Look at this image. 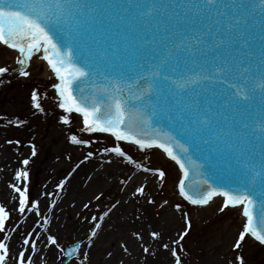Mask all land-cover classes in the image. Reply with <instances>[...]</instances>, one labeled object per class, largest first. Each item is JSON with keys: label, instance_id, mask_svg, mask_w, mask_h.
Returning <instances> with one entry per match:
<instances>
[{"label": "water", "instance_id": "obj_1", "mask_svg": "<svg viewBox=\"0 0 264 264\" xmlns=\"http://www.w3.org/2000/svg\"><path fill=\"white\" fill-rule=\"evenodd\" d=\"M85 2L89 7L81 17L82 28L76 33L75 45L93 65V74L90 80L83 83L77 81L84 89L83 93L103 96L104 93H97V89L108 86L106 73H111L116 79H119L121 70L133 75L147 74L153 63L159 64L162 59L167 58L162 75L168 79L157 78L159 91L151 99L149 114L153 115V133H163V137L160 136L162 140L164 134L175 137V140H170L169 143L179 150L176 144V141H179L188 147L189 154L196 159L197 156L206 155L205 159L201 157L195 161L200 170L195 171L190 167L191 173L195 172L193 178L200 174L203 178L204 174V181L214 186L251 188L255 183L259 189L261 179L254 178V170L246 164L234 162L227 149L225 153H218L216 149L214 154L209 153L214 150L208 149L206 154L200 151L196 155L192 147H195L201 130V136L205 138L203 129H200V119L206 115L208 124L212 123L213 117H210V114L217 106L222 110L225 106L230 107L229 114L236 109L249 108L250 104H253L252 111L256 107H264V91L259 87L261 74H264V6L261 0H216L215 5L209 4L207 0ZM251 7H254V10L251 15H247V8L250 10ZM153 8L155 11L151 15L146 14ZM239 21L243 23H238ZM185 36H200L204 42L189 47L188 50H181L179 45ZM237 36H247L250 44H237ZM90 38L96 43L92 48L87 46ZM118 48L125 51L119 52ZM104 50H107V58L103 57ZM170 50L172 54L169 56ZM76 54L79 56L80 52ZM108 59H119L123 68H120L119 72L116 71L113 66L108 65ZM138 65L140 70L132 68ZM220 66L230 71H225L223 75L216 73L215 69ZM244 68L248 69L246 73L242 71ZM171 73L176 79L170 77ZM181 79L193 82L183 89H178L173 81ZM232 84L255 90L250 91L249 99L244 101L233 95L235 89ZM197 108L199 111H196ZM261 117L264 118V111ZM147 132L150 134V131ZM189 135L193 136L188 138ZM229 136L235 139V142L244 143L240 136L230 135L225 130L218 132L212 141L222 142L221 145H224L230 139ZM204 141L211 143V139ZM260 148L263 149L264 146L260 144ZM179 152L186 159L185 154L180 150ZM251 163L253 165L254 162L251 160ZM194 180H187L189 188L195 187V190L204 191L206 185L201 183V186L196 182L193 184Z\"/></svg>", "mask_w": 264, "mask_h": 264}, {"label": "snow or ice", "instance_id": "obj_2", "mask_svg": "<svg viewBox=\"0 0 264 264\" xmlns=\"http://www.w3.org/2000/svg\"><path fill=\"white\" fill-rule=\"evenodd\" d=\"M207 2L215 5L216 0H207ZM261 2L264 6V0H261ZM88 7L89 5L85 0H0V43L19 53L17 59L19 74L23 77L30 76L31 73L28 71L30 62L35 54L42 52L43 59L47 61L60 80L55 88L59 95L58 106L68 114L62 117V122L65 125L71 124L70 115L75 112L82 117L83 129L88 133L109 134L116 141L132 142L141 149H151L153 147L164 149L183 169L184 179L179 183V192L193 205H207L214 197L222 196L225 198L223 208L243 206V215L247 218V222L243 231L239 233L234 248L240 249L246 236L264 244V161L261 162V171L256 173V175L261 176L259 189H257L255 183L251 188L245 186V188L233 189L225 186H214L207 181H203L202 183L206 185L204 191H189V186L184 181L189 178L190 166L198 167V165H195V161L191 159L188 147L176 141L180 151L185 154L186 159H183L174 151L173 147L169 146L168 141L175 140V137L164 134L162 140L159 135L149 136L143 130L144 125L151 124L149 110L151 109L153 95L158 94L159 91L157 78L168 79L167 76L162 75L167 58L162 59L159 64L153 63L147 74L136 73L133 75L121 70L119 79H116L111 73H106L105 80L108 82V86L97 89V93H104L103 97L83 94L84 89L79 86V83L90 80L93 74V65L88 62L84 53L76 47L75 36L82 28L81 17ZM240 7H243V5H240ZM153 11H155L154 8L146 14L151 15ZM238 23H243V21ZM203 42V38L200 36L191 38L185 36L179 47L181 50H188L189 47ZM236 42L237 44L241 42L245 45L250 44L247 36H237ZM77 52H80L79 56L76 54ZM171 54L172 50L168 52L169 56ZM107 55V50H104L103 57L107 58ZM225 71L230 70L225 69L223 66L215 69V72L221 75ZM242 71L246 73L248 69L244 68ZM9 72V67H0V79ZM129 81L132 82L129 83ZM191 82L193 81L181 79L173 81V84L176 88L183 89ZM231 86L235 89L233 95L244 101L249 99V92L255 90L249 89L247 86H237V84ZM259 87L264 91V74H261ZM76 92L80 94L77 95ZM31 99L33 107L37 111L45 112L39 93L33 91ZM196 111H199V109L197 108ZM19 123L22 124L23 121ZM199 123L207 125L209 123L207 116H203ZM260 128L264 132V121L261 122ZM189 131H191V127H189ZM70 140L77 145L89 143V141L81 139L77 135H71ZM9 143H12V141H9ZM16 143H19V141H16ZM105 151H110L119 157H126L130 163L136 164L132 156L127 155L123 148L119 146L105 149ZM32 155H36L35 146H33ZM88 155L91 156L92 153L89 152ZM29 163L28 159L22 161L25 169L15 173V180L18 183L12 184L14 191L19 194L18 211L21 214L25 213L26 210H30L33 206L37 211L40 207L38 200L33 205L29 192L30 172L26 170ZM136 166L142 168L145 172L153 171L143 165L136 164ZM155 171L160 179L165 177L164 171L158 169ZM59 187L62 188L63 185L61 184ZM136 191L143 195L145 188L139 187ZM177 208H179V205H177ZM223 208L221 211H223ZM104 215L107 216L108 212H105ZM8 219L9 212L3 205H0V232L5 231V224ZM99 219L102 220L103 217ZM92 220H97V217H92ZM93 227L99 229L101 225L96 223ZM190 227L189 222L187 228ZM187 235L188 231L186 229L178 234L179 240L182 241ZM91 236L95 238L97 231H92ZM150 237L157 240L163 239L158 231H152ZM47 239L51 241L52 245L57 248L60 247L56 236H48ZM23 246L28 247L18 253V264H32V260L26 257L25 251L31 255L36 251V244L30 238H25ZM162 247L168 249L174 256V264H182V258L175 249H170L167 243H163ZM125 250L127 249L125 248ZM61 251L64 250L61 249ZM79 251L80 248L77 246L67 255L71 256ZM143 252L148 253L149 248L144 247ZM81 256L87 258V253H81ZM8 257L9 245L0 241V264H5ZM238 260L239 264H245L242 256H239Z\"/></svg>", "mask_w": 264, "mask_h": 264}, {"label": "rangeland", "instance_id": "obj_3", "mask_svg": "<svg viewBox=\"0 0 264 264\" xmlns=\"http://www.w3.org/2000/svg\"><path fill=\"white\" fill-rule=\"evenodd\" d=\"M14 58L15 56L11 54L10 49L5 48L0 43V67H9L10 71L14 70ZM28 71L31 73L28 77L14 74L12 77L0 81V158L2 155L13 158L10 162L12 163L13 161L15 163L12 172V176H14L12 180L14 181L15 173L25 169L22 161L24 159L30 161L26 168L30 172L28 188L33 205L38 200L40 207L37 211L33 206L23 214L18 209L15 211V207L13 210L6 208L9 212V219L6 221L5 231L0 232V241L9 245V257L6 258L5 264H18L17 256L22 250L16 249V247L20 243L23 245L25 238H30L36 244V239L31 237L33 235L32 228L40 226L44 218L42 217L44 215L39 216L37 214L42 207L40 201L41 193L44 198L49 196L51 199L52 197L42 210H54V205L57 204V201H54L53 197L62 191L59 185L62 184L64 186L65 184V175L58 174L55 171L54 167L56 164L65 165L66 173L67 170L80 164L82 158H91L99 151H105V149H111L114 146L123 148L127 155L132 156L136 164L152 170L164 171L165 177L160 179L157 172H143L142 168L130 163L126 157H119L110 151H106L108 155L125 160L129 166L126 173L128 176L125 175L126 178L120 181V186L119 184L114 185L103 198H100L99 194L93 196L91 206L97 205L103 211L106 209L112 211L118 202L119 194L132 176V170L134 173L141 171L140 174H152L157 178H155L156 183L145 188V201L147 202V207L154 211L159 206L171 204L172 208L170 207V211L180 214L181 226L178 227L174 236L169 239L168 245L170 249H175L181 256L182 264H200L206 258L205 252H214V248H217L215 249L219 253L217 255L222 257L221 262L224 264L227 260H229V264H239V256L243 257L245 264H264V247L254 242L251 237L246 236L245 242L241 243L240 249L234 248V244L238 240V237L234 239V236L240 230L243 231L244 228L239 210L223 209L221 211V209H218V204L217 207L211 210L208 219L202 218L199 214V208L186 203L179 195L177 185L180 176L172 162L163 158L162 154L156 150L148 151L139 147L120 145L107 136L99 135L98 133H88L83 129L81 119L74 114L70 115L71 124L65 125L62 122V117L68 114L59 108V101L55 96L51 81L42 77L44 64L32 63ZM33 91L40 94L45 112L41 113L33 107L31 99ZM20 121H23V123H19ZM71 135H77L79 138L89 141V143L74 145L70 140ZM9 141H12V143H9ZM16 141H19V143H16ZM71 144L77 149L75 154L69 157L65 154V148L70 147ZM33 146H35L36 150L35 156L32 155ZM89 152L92 153L91 156L88 155ZM54 162L55 164L53 165ZM48 167H50V171L46 175ZM16 195L19 200V194L16 193ZM177 205H179V208H177ZM89 208L83 215L88 213ZM29 216H32L31 222H28ZM75 218L78 219L79 216L75 215ZM189 222L191 227L187 228ZM186 229L188 235L182 241L179 240L178 234ZM60 236L61 241L58 239L60 245L58 256L53 264H62L65 261L61 249L64 250L65 247L79 242L82 243L81 250L85 246L83 239H75V236L64 234V231H61ZM223 244L227 246L226 251L228 253L223 251ZM80 252L75 259L79 257ZM166 252L169 254V259L174 262L175 258L171 252L168 249H166ZM25 255L28 257L29 253L27 254L25 251Z\"/></svg>", "mask_w": 264, "mask_h": 264}, {"label": "bare ground", "instance_id": "obj_4", "mask_svg": "<svg viewBox=\"0 0 264 264\" xmlns=\"http://www.w3.org/2000/svg\"><path fill=\"white\" fill-rule=\"evenodd\" d=\"M11 54L15 56L14 68H18L19 53L12 50ZM32 59L34 61H31L30 65L32 63L44 64L45 61L42 52L35 54ZM42 77L52 83L57 82L56 79L54 80V73L47 64H44ZM80 119L82 120L81 116ZM76 149L71 145L65 148V154L70 157L75 154ZM162 156L165 158L166 153L162 152ZM12 159L6 155H2L0 158V205L8 210H13L15 207L16 211L19 207V200L12 188V183L18 182L12 180L15 164L13 161L10 162ZM128 167L123 159L108 155L104 150L99 151L91 158H82L80 164L67 170L66 173L65 165L56 164L55 171L65 175V184L62 191L53 197V200L57 201L54 210H42L52 197L51 199L49 196L44 198V195L40 194L42 207L37 214L44 215L42 216L44 218L40 226L32 228L31 238L37 241L36 251L28 256L32 260V264H53L55 262L58 248L52 245L47 237L54 235L61 241V231L69 236H75V239H83L85 242L79 257L70 264H174L162 244H169V239L181 226L180 214L170 211L171 204L159 206L155 211L149 209L144 194L141 195L136 191L139 187L146 188L154 185L156 183L155 176L140 174L141 171L134 173L132 170V176L119 194L118 202L112 211L107 209L103 211L97 205L91 206L93 196L99 194L100 198H103L114 185L119 184L120 186V181L128 176L126 175ZM49 169L50 167L46 169V175L50 171ZM153 172L154 170L149 171V173ZM224 200L222 196L214 197L207 206L197 207L199 214L202 218L208 219L211 210L218 204V209L223 208ZM89 206L91 207L89 208ZM87 208H89L88 213L83 215ZM236 208L239 211L243 210V206ZM236 208L229 207L234 211L238 210ZM105 212H108L107 216L104 215ZM75 215L79 218L76 219ZM92 217H97V220L93 221ZM100 217L103 219H99ZM28 219V222H31L32 216H29ZM241 221L245 225L246 217L243 216ZM96 223L101 225L99 229L93 227ZM94 230L97 231L95 238L91 236V232ZM152 231L160 232L163 239L151 238ZM241 231L235 234L234 239H237L238 233ZM18 246L16 249L25 250L27 248L21 243ZM144 247L149 248L148 253L143 252ZM215 249L217 248H214V252H205L206 258L200 264H224L221 262L222 257L217 255L219 253ZM226 249L227 246L223 244V251L228 253ZM201 250L203 251L202 247ZM26 253L28 254L27 251ZM81 253H87V258L81 256ZM225 264H229V260Z\"/></svg>", "mask_w": 264, "mask_h": 264}]
</instances>
